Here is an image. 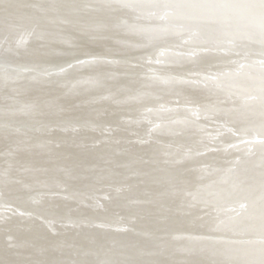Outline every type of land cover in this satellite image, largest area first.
Here are the masks:
<instances>
[{
	"label": "water",
	"instance_id": "1",
	"mask_svg": "<svg viewBox=\"0 0 264 264\" xmlns=\"http://www.w3.org/2000/svg\"><path fill=\"white\" fill-rule=\"evenodd\" d=\"M192 1L196 7L187 10L190 0H172L158 20L164 23V14L168 25L204 26L206 20L208 25L222 20L240 29L246 25L250 32H256L253 25H264V0H235L219 15L208 5L212 0ZM209 9L213 15L206 13ZM248 12L254 16L243 18ZM7 22L0 19V52L22 30L9 31ZM177 34L154 38L141 52L139 45L123 42V35L112 34V42H103L121 46L123 52L102 49L95 34L74 36L77 42L44 64L51 66L48 74L20 69L2 79L24 85L43 80L45 89L29 85L23 90L38 99L55 90L50 84L69 86L60 94L74 106L53 105L56 117H86L91 126L109 115L101 116L100 107L118 114L98 125L96 143L87 146L89 140L82 159L53 152L56 164L48 175L63 189L73 188L64 204L56 198L60 205L79 198L83 209L96 205L97 212L105 211L110 223L122 228L98 224L83 233L78 230L82 241L74 244L86 252L48 257L54 259L48 264H144V254L152 251L145 238L152 232L142 223L168 228V242L151 252L163 260L159 254L166 250L168 264H264V41L220 45L218 36L207 39L182 28ZM147 46L164 53L156 51L158 56L144 68L123 71L110 66L129 53L136 58L150 52ZM146 66L153 69L144 72ZM194 70L195 77L187 78ZM3 96L0 101L7 102L9 96ZM122 231L128 235L117 233Z\"/></svg>",
	"mask_w": 264,
	"mask_h": 264
},
{
	"label": "bare ground",
	"instance_id": "2",
	"mask_svg": "<svg viewBox=\"0 0 264 264\" xmlns=\"http://www.w3.org/2000/svg\"><path fill=\"white\" fill-rule=\"evenodd\" d=\"M171 1L0 0V19L10 23L6 25L7 29L9 31L22 29L20 30L21 34L5 42V46L2 48L4 50L0 52V58L5 61L0 62V96L2 94L3 98L9 96L7 102L0 101V264H48L54 260L52 258L47 260L48 257L69 258L75 254L86 252L84 246L74 244L79 240L82 241L83 235L79 234L78 230L83 233L87 228L98 226V224H111V226L122 228L113 221L110 223L105 211L97 212L96 205L95 207L89 205L92 208L83 209L81 207L83 206L82 200L79 198L77 201L71 200V203L60 205V201L56 198H61L63 202L60 203L64 204L66 196H69V193L73 194V188L66 187L68 191L63 189L61 185H58L55 176L48 175L51 174L56 164L54 156L74 153L75 155L72 156L76 158L75 161L80 159V155L88 151L85 147L89 140L91 141L87 146H90L91 142L93 145L96 143L98 135L96 130H99V126L108 116L118 115L117 112L110 114V108L104 109L98 106L97 108L101 110L98 113L101 116L106 112H109V115L98 118L99 120L91 126L84 122L86 117L60 118L53 116L51 113L55 111L53 109L55 104L59 108L74 106L60 94L61 90L66 91L65 88L69 89V86L50 84V87H53L51 90L55 89L57 92L55 90L52 93L45 92V96L39 97L40 99L27 97L24 87L30 85L38 89H45L44 81H27L25 85L24 81H15V84L3 82L2 79L8 78L12 73L11 70L16 72V70L26 69L36 72L40 76L48 74V68L51 66L44 64L52 61L55 58L54 55L61 54L66 50L65 48L77 42L78 40H75L74 36H80L79 38L82 39L83 36L91 34L98 37L97 44L102 49L116 50L121 47L103 43L112 42L114 38L111 39L110 36L113 34L115 37H121V35L126 37L123 42L130 46L139 45L137 48L141 49L140 52L146 49V45L154 43V38L164 35L176 37L177 30L181 28L196 31L197 34L203 35L207 39L218 36L220 40L217 39L216 43L220 45L227 41L236 43L240 41V44L255 43L256 40H260V43L264 41V35H259L264 33V25H261L262 27L253 25L255 27L253 29L257 28L256 32H250L251 30L246 25L242 29H240L242 27L240 25H226L222 20H216L217 24L213 22L212 25H208L210 20H206L204 26L168 25V17L165 14L164 19L166 20L164 21L166 23H162V20L158 19L163 15V11L168 13V3H172ZM186 1L183 0V4ZM190 1L191 3L185 5L187 10L196 7V3ZM233 3L237 2L235 0H212L208 5H214L215 15H219V10L223 8L226 10L230 6H234ZM206 13L214 14L212 9ZM246 16L254 15L248 12L242 17ZM108 21L112 24L105 25ZM112 25L117 27L114 32L109 30ZM130 25L137 27L131 30L128 27ZM195 26H199L198 29H195ZM181 42L190 44L185 39ZM147 48L150 52L134 56L136 58H133L129 53V57L118 58L110 66L123 71L135 67L138 69L146 65L149 60L152 62V59L158 56L157 52L164 53L162 48V50L152 49L151 46H147ZM193 51L195 52V50ZM18 63H25L26 66L23 68ZM204 63H206L205 60L200 62L202 65ZM149 69L153 68L146 66L144 72ZM164 71V75L168 76V68ZM138 72L140 71L138 70ZM195 72L198 70L189 71L187 78H194ZM47 79L50 77L47 76ZM11 85L14 87H10ZM41 102L44 103L41 104ZM95 134L96 136L93 138ZM58 148H62L61 152L63 153H60ZM53 152H55L54 156ZM110 187L111 190L114 189L113 185ZM80 197L88 199V196L85 195H80ZM124 224L125 227H129L128 219L127 224L125 222ZM142 224L143 229L152 232V235L147 236L148 239L145 238L151 242L149 245L144 243L145 246H151L152 251L149 249V252L144 254L146 258L144 264H168L166 246L164 247L165 251L159 254L163 260L158 258L157 253L151 254L168 242V228L164 226L161 228L159 224H154L152 228L146 223ZM99 228L101 227L99 226ZM111 230L108 229L109 232ZM122 232L124 233H117L128 235L126 231ZM161 232H164L165 235Z\"/></svg>",
	"mask_w": 264,
	"mask_h": 264
}]
</instances>
